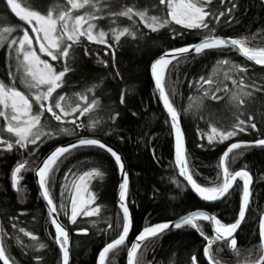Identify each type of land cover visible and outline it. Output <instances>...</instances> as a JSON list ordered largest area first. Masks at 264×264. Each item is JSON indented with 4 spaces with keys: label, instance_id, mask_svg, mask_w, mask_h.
<instances>
[{
    "label": "snow or ice",
    "instance_id": "1",
    "mask_svg": "<svg viewBox=\"0 0 264 264\" xmlns=\"http://www.w3.org/2000/svg\"><path fill=\"white\" fill-rule=\"evenodd\" d=\"M219 2L221 5L226 4V0H219ZM212 3L213 0H157L152 9H149L139 7L135 0L132 3L122 0L121 6L114 9L113 0H53L47 6L38 4L35 0H0V6H3L5 12L10 10L11 14L22 22L15 25L7 24V16L0 17V50L5 52L7 63L6 79H0V150L4 153L28 150V155L32 156L36 154L35 149L44 143L45 139H55L61 134L78 135L76 129L87 127L89 130H95L106 123L100 118H91L87 125L77 123L80 117L91 114L101 107L99 99L93 95L89 102L88 96V93L95 92L99 84L87 86L83 91L74 93L75 98L80 101L75 104L67 94H60L57 91L65 87L68 83L66 79L68 74L75 71L73 65L76 63L77 48L83 49L84 56H90L92 49L89 45H104L106 49L104 56L111 54L114 67L116 59L114 44L118 46L122 38L130 37L132 40L145 38L139 25H143L152 33L171 28L172 25H178L181 29L200 30L207 33L197 43L163 51L151 62L150 72L155 93L167 113L168 119L165 123L170 124L171 135L174 138V160L179 176L184 178L196 196L206 202L227 199L232 194L231 190L234 189V185H237V181H242L238 214L234 217V222L225 223L215 214L196 210L181 215L174 221L146 223L135 236L130 247H127L126 264H145L141 249L146 242L162 238L166 232L173 229L179 230L185 227L195 230L206 241L203 246V257L206 258L207 264H222L218 254L225 250L224 246L237 257L236 264H264V213L259 215L258 244H253L248 249H241L236 238L238 230L246 222V213L250 208L252 196L250 186L253 183V177L246 168L238 171L230 169V163H234L244 155V151L241 150L264 149V138L251 142L230 143L219 157L217 180L212 186H202L193 178L190 170L185 132L181 126V113L174 107L170 92L166 90L170 66L179 71L181 63H192L196 58L206 56L213 51L231 49L248 61L264 66V46H250L248 36L225 38L216 34L217 25L221 23L222 17L226 18L225 23L229 26L233 22L239 23L232 16L238 7L235 0H227L226 11H219L218 14L210 7ZM260 5L264 7V0H260ZM153 9L163 14H151ZM122 19L130 23L122 25ZM213 21L215 24L212 23ZM172 32L174 39L183 34L175 28H172ZM252 39L254 40L255 36ZM84 41L88 43L85 44ZM96 60L105 68L109 67V62L101 59L98 54ZM247 71V68L230 59H217L207 77L201 75L199 80L189 83V87H195L201 95L188 98L189 104L184 109L185 113L194 107L199 112L204 107L205 99L213 101L226 99L228 108L232 112L233 122L230 127L221 128L210 124L207 133L198 130L200 139L206 138L208 145L223 144L249 131L258 132L259 135L264 136V132L257 128L256 116L245 111L249 102L255 101L257 93H264V78L258 85L254 79L247 77ZM116 75L119 76L120 73L117 71ZM237 75L239 79L235 78ZM249 80H251L250 83ZM229 81L231 87L227 83ZM176 92V82H173L171 95H175ZM220 93L224 95L221 96ZM119 103H125L123 92L120 94ZM77 113L78 115H75ZM46 114L51 120L59 122L56 128L49 126ZM119 115L120 113L116 112L108 119L115 124ZM133 115L135 116L136 113ZM67 117L74 118L67 120L65 119ZM69 124L74 127H68ZM29 146L34 148L30 150ZM91 146L109 153L121 175L119 208L122 218L118 215L115 227L122 230L116 238L104 245L97 258V264H116L114 259L110 261V254H119L126 247L133 227L127 203L128 173L117 151L99 138L79 137L66 146L55 147L35 167L29 166L27 159H22L17 161L11 169V188L17 193L24 191L21 188L24 180L23 173L33 172L37 178L40 197L46 204L48 219L55 229L54 242L59 248L61 264H70V237L69 231L58 219L51 185L55 183L54 174L59 171L60 165L68 155L81 147ZM153 157L155 158L154 151ZM69 176L72 177L71 180ZM102 176L103 173L96 168L80 175L69 169L64 174L60 211L67 216L71 224L76 225L77 218L81 216L90 218L101 215V207L96 204L95 195L89 191L88 182ZM172 183L178 188L182 187L174 177ZM65 191H68L70 195V215L63 203ZM16 219L11 217L12 221ZM200 222H208L211 225V236L206 234ZM11 228L18 233L13 238L15 244L24 251L25 255L32 256L35 264H42L43 257L39 253L46 249L47 245L40 242L32 231L18 227L15 222L12 223ZM107 229H113V223L107 222ZM78 234L87 235L88 229L79 228ZM7 236L8 233L0 227V261L3 264H16L15 259L7 254L5 247ZM24 237L32 243H25ZM217 243L221 247L214 249ZM191 264H198L197 255L191 256Z\"/></svg>",
    "mask_w": 264,
    "mask_h": 264
},
{
    "label": "trees",
    "instance_id": "2",
    "mask_svg": "<svg viewBox=\"0 0 264 264\" xmlns=\"http://www.w3.org/2000/svg\"><path fill=\"white\" fill-rule=\"evenodd\" d=\"M35 2L47 6L53 0H35ZM121 2L122 0H113V8L118 9ZM127 2L132 3L133 0H127ZM135 3L141 8L152 9L157 0H135ZM235 3L238 7L232 16L239 23L233 22L229 26L225 23L226 18L222 17L221 23L217 25L216 34L225 38L248 36L250 46H264V7H261L258 0H235ZM226 4L221 5L219 0H213L210 7L218 14L219 11H226ZM151 14L162 15L163 13H157L153 9ZM3 16H7V24L22 23L11 14L10 10L5 12L3 6H0V17ZM129 23L127 20L123 21L124 25ZM212 23L215 24V21ZM139 28L145 34V38L138 40H132L130 37L122 38L118 46L114 44L116 47L114 67L111 54L104 56L106 50L104 46L89 45L92 49L90 56H84L83 49L77 48L76 63L73 65L75 71L68 74L66 78L68 83L65 87L57 90L60 94H67L75 104L80 101L75 98L74 93L83 91L87 86L99 84L95 92L88 93V96L89 102L93 95L99 99L101 107L82 117L77 123L87 125L91 118H100L105 120V124L95 130H89L87 127L76 129L78 135L61 134L47 142L46 139L36 148V154L32 156L28 155V150L13 153L0 151V227L8 233L5 237V247L7 254L15 259L16 264H35V260L32 256L25 255L24 251L15 244L13 238L18 233L11 228L13 222L17 223L18 227L32 231L40 242L47 245V248L39 253L43 257L42 264H61V261L59 248L54 242L55 231L36 192L33 172L23 173L24 180L21 188L24 191L17 193L11 188V169L17 161L22 159H27L29 166L35 167L52 148L79 137L99 138L108 142L120 151L127 164L129 175L127 203L133 227L126 247L119 254H110V261L114 259L116 264H126L127 247L146 223L174 221L181 215L199 209H205L217 215L225 223L234 222V217L239 210L242 181H239L232 190V194L220 203L205 206L195 198L180 180L178 169L175 167L174 138L171 135L170 124L165 123L168 118L156 98L150 78V64L159 54L170 48L197 43L207 33L200 30L181 29L177 25L161 29L156 33L145 29L143 25H139ZM172 28L183 34L174 39ZM253 36H255L254 40ZM84 43L88 42L84 41ZM97 54L101 59L109 62V67L105 68L97 63ZM225 58L247 68V77L254 79L258 85L262 82L264 69L254 68L229 49L210 52L206 56L196 58L192 63H181L179 71L170 66L166 81V90L170 92L174 107L181 113V126L185 132L190 170L193 178L202 186H212L217 180L219 157L230 143L251 142L264 138L253 131L241 133L223 144L208 145L207 142L198 138V130L207 131L210 124L221 128L230 127L233 117L226 99L224 101L205 99L204 107L199 112L195 107L187 113L184 112L189 104L188 98L201 95L195 87H189V83L199 80L201 75L207 77L216 60ZM117 71L120 73L119 76L116 75ZM6 74L5 52L0 50V79H6ZM235 78L239 79V75ZM173 82H176L177 87L175 95H171ZM248 82L250 83L251 80ZM227 83L231 87L230 81ZM122 92L125 93L124 104L119 103ZM220 95L224 94L220 93ZM245 111L256 116L257 128L264 132V118H262L264 117V93H257L255 101H250ZM116 112L120 115L113 124L108 117ZM133 113L136 115L134 116ZM46 120L51 128L57 127L47 115ZM68 127L71 128L74 125ZM109 132L111 134H108ZM201 144L204 146L200 147ZM33 148L29 147L30 150ZM241 151H244V155L234 163H230V169L237 171L246 168L253 177L252 196L249 211L246 213V222L242 224L236 235L238 246L241 249H248L259 242V215L264 213V149L252 148ZM93 168L103 173L102 177H98L90 185L96 197V204L101 207V215L90 218L79 217L77 224L73 225L60 211L64 174L71 169L79 175ZM54 177L55 183L51 185V191L58 210L57 214L71 234V264H96L99 251L122 230L115 227L118 215L122 218L116 203L119 176L115 161L99 148L81 147L63 160ZM173 177L180 182L181 188L172 183ZM63 203L68 211V200L63 198ZM11 217L17 219L12 221ZM107 222L113 223V229H107ZM200 223L206 234L210 236L208 224ZM79 228H87L88 234H78ZM23 239L25 243H32L26 237ZM204 244H206L205 241L193 229L185 227L167 232L162 238L146 242L142 246L141 253L145 264L148 262L191 264V256L194 254L198 256V264H207L203 257ZM217 247L221 245L219 243L214 245V249ZM224 247L225 250L218 254L222 264H236L237 257L226 246Z\"/></svg>",
    "mask_w": 264,
    "mask_h": 264
},
{
    "label": "water",
    "instance_id": "3",
    "mask_svg": "<svg viewBox=\"0 0 264 264\" xmlns=\"http://www.w3.org/2000/svg\"><path fill=\"white\" fill-rule=\"evenodd\" d=\"M259 2H260V0H258ZM229 50H231V49H229ZM232 51V50H231ZM234 54H236L238 57H240L242 60H244L245 62H247L248 64H250L251 66H253L254 68H258V69H264V66H262V65H256L254 62H252V61H248L245 57H243V56H241L238 52H234V51H232ZM150 78H151V81H152V84H153V87H154V82H153V80H152V77H151V72H150ZM154 92H155V90H154ZM155 95H156V98H157V100H158V102H159V104H160V106L162 107V109H163V105H162V102H160L159 101V98H158V95L155 93ZM163 111H164V113H165V115L167 116V113L165 112V110L163 109ZM89 138H93V137H89ZM102 140V139H101ZM76 141V139H73V140H70V141H68V142H65V143H63V144H60V145H57V146H61V145H67V144H69V143H71V142H75ZM103 142H105L107 145H109L110 147H112L115 151H117L120 155H121V157H122V160H123V163H124V165H125V170H126V172L128 173V169H127V164H126V161H125V159H124V157L122 156V154L120 153V151L117 149V148H115L113 145H111V144H109L108 142H106V141H104V140H102ZM57 146H55V147H57ZM54 147V148H55ZM91 147H95V146H91ZM54 148H52L50 151H52V150H54ZM96 148H98V147H96ZM101 150H103V149H101ZM50 151L49 152H47L42 158H41V160H40V162L42 161V159L44 158V157H46L49 153H50ZM104 151V150H103ZM106 152V151H105ZM107 153V152H106ZM109 154V153H108ZM110 155V154H109ZM111 156V155H110ZM39 162V163H40ZM38 163V164H39ZM238 171V170H237ZM178 174H179V171H178ZM118 184H117V188H116V203H117V206H118V208H119V183L121 182V175H120V172H119V170H118ZM180 177V176H179ZM128 178H129V175H128ZM180 180L184 183V185L187 187V189L195 196V198L200 202V203H202L203 205H205V206H209V205H214V204H217V203H220V202H222V201H216V202H206V201H203V200H201L198 196H196V194L191 190V188H190V186H188L187 185V182L184 180V178L183 177H180ZM33 181H34V186H35V188H36V192H37V194H38V197H39V200H40V202L42 203V205H43V207L45 208V210H46V212H47V207H46V204H45V202L41 199V197H40V193H39V189H38V184H37V178L35 177V175H34V173H33ZM239 181V180H238ZM238 181H237V183H238ZM252 186H253V183H252V185L250 186L251 187V189H252ZM234 187H235V185H234ZM231 192H232V190H231ZM119 210H120V208H119ZM199 210H201V211H207V210H205V209H199ZM129 211H130V209H129ZM196 211V210H195ZM121 212V211H120ZM209 214H211L209 211H207ZM47 214H48V212H47ZM122 214V213H121ZM131 214V213H130ZM58 215V214H57ZM58 219L60 220V218H59V216H58ZM60 222L62 223V221L60 220ZM207 224H208V226H209V229H210V235L212 234V232H211V225L208 223V222H206ZM63 224V223H62ZM66 227V226H65ZM53 229H54V227H53ZM66 229L68 230V228L66 227ZM174 230H176V229H173L172 231H174ZM54 231H55V229H54ZM69 231V230H68ZM195 231V230H194ZM131 232H132V230L130 231V233H129V237H128V239H127V242L129 241V239H130V236H131ZM238 232H239V230H238ZM167 233V232H166ZM195 233L201 238V239H203L196 231H195ZM237 235V234H236ZM69 237H70V248H71V234H70V232H69ZM135 239V238H134ZM134 239L132 240V242L134 241ZM126 242V243H127ZM131 242V243H132ZM205 243H206V241H205ZM131 245V244H130ZM97 258H98V256H97ZM205 261L207 262V260H206V258H205ZM126 262H127V255H126ZM0 264H3V262L2 261H0ZM70 264H71V251H70ZM96 264H97V259H96Z\"/></svg>",
    "mask_w": 264,
    "mask_h": 264
},
{
    "label": "rangeland",
    "instance_id": "4",
    "mask_svg": "<svg viewBox=\"0 0 264 264\" xmlns=\"http://www.w3.org/2000/svg\"><path fill=\"white\" fill-rule=\"evenodd\" d=\"M14 15V14H13ZM124 20H126V19H122L121 20V24L122 25H124L123 24V21ZM178 26V25H177ZM180 27V26H179ZM29 31H30V29H29ZM110 39V38H109ZM110 42H112L111 41V39H110ZM114 43V42H113ZM100 46H104V45H100ZM37 47V51H38V45L36 46ZM105 47V46H104ZM42 58H45V59H47V57H43L42 56ZM54 64H55V62H53ZM47 115V114H46ZM75 115H78V113L77 114H75ZM86 115H88V114H86ZM85 115V116H86ZM84 117V116H83ZM74 117H67V118H65V119H67V120H71V119H73ZM82 117H80V119H81ZM55 123H56V126H58V123L59 122H57V121H55V120H53ZM77 122H78V120H77ZM71 124H69V125H67V126H70ZM209 130V129H208ZM208 130L207 131H203L204 133H207L208 132ZM201 131V130H200ZM198 138L200 139V137H199V135H198ZM46 140V139H45ZM50 139H47L46 140V142L47 141H49ZM201 140V139H200ZM202 141H205V142H207V139L205 138L204 140H202ZM226 142V141H225ZM208 143V142H207ZM41 145V144H40ZM30 148H33L34 146H29ZM36 150V149H35ZM0 151H2V150H0ZM41 160V159H40ZM40 162V161H39ZM38 162V163H39ZM38 165V164H37ZM36 165V166H37ZM80 175V174H79ZM98 177H96V178H94V179H92V180H90L89 182H88V189H89V191L90 192H92V190H91V187H90V185H91V183L95 180V179H97ZM72 179V177L71 176H69V180H71ZM239 182V181H238ZM236 186V185H235ZM93 193V192H92ZM94 194V193H93ZM64 198L66 199V200H68V213H69V215H70V195H69V192L68 191H65V193H64ZM81 217H83V216H81ZM79 218V217H78ZM211 236V235H210ZM130 247V246H129Z\"/></svg>",
    "mask_w": 264,
    "mask_h": 264
}]
</instances>
